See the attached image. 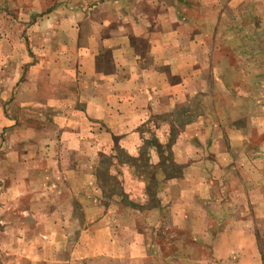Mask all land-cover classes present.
<instances>
[{"label": "crops", "instance_id": "crops-1", "mask_svg": "<svg viewBox=\"0 0 264 264\" xmlns=\"http://www.w3.org/2000/svg\"><path fill=\"white\" fill-rule=\"evenodd\" d=\"M253 1L264 6L263 0H0V198L10 199L0 206V264L43 258L85 264L87 220L79 218L73 250L68 231L74 201L87 218L88 187L95 201L102 196L88 166L113 151L138 156L147 135L163 142L158 127L156 135L143 127L190 102L206 82L202 70L218 74L210 39L222 34L221 15L230 8L246 20ZM222 69L231 66L223 61ZM256 118V142L251 132L229 126L215 128L213 139L198 146L208 127L185 126L173 147L184 173L162 183L163 209H146L179 215L182 200L193 206L206 183L213 198L221 193L224 216L211 242L212 264H264L263 111ZM199 147L208 157L197 159ZM197 166L208 169L194 172ZM221 184L222 191L215 188ZM96 219L97 231L111 228Z\"/></svg>", "mask_w": 264, "mask_h": 264}, {"label": "rangeland", "instance_id": "rangeland-1", "mask_svg": "<svg viewBox=\"0 0 264 264\" xmlns=\"http://www.w3.org/2000/svg\"><path fill=\"white\" fill-rule=\"evenodd\" d=\"M255 2L249 3L246 20H237V11L230 8L221 15L219 32L222 31L223 36L221 34L210 39V45L214 48L211 53L213 60L220 65L218 74L212 69L202 70L201 78L206 82L190 102L174 108L171 113L153 117L151 123L143 127V131L150 130L154 135L158 133L154 127H158L162 131L159 134L166 136L163 142L160 141L162 136L147 135L142 153L139 157L135 156L142 158V161L132 160L129 169L114 164L117 157L126 162L128 156L123 150L103 155L98 166H88L98 176L102 196H97L98 201H95V189L93 186L88 187L87 218L80 209L78 200L74 201L76 212L72 218V228L68 231L72 242L69 248L73 250L81 232L79 218L80 221L87 220L90 246L87 247L85 264L213 263L211 256L215 251L211 242L218 233L217 223L222 222L224 216L223 206L220 205L223 196L218 197L221 193L213 198L211 188L208 189L206 183L205 189L202 187L195 194L193 206L188 205L187 200H182L181 206L178 205L181 211L179 215L170 213L171 210L162 212L161 215L159 211L150 214L146 213V209L162 208V196L165 192L162 183L167 179L166 173L176 177L184 173L182 165L175 166L172 162L174 144L185 126L203 123L208 127L197 138L198 146L203 147L213 139L215 128L224 130L229 126L239 127L246 134L251 132L252 142L261 140L255 127L261 124L259 118H256L257 110L263 111L264 124V6ZM255 31L259 33L257 37L253 36ZM244 33L249 37L244 38ZM223 61L231 66L226 73L222 69ZM217 76H221L219 80ZM153 137L162 143V151L157 148L159 144L156 141H152L151 145L146 143ZM221 139L228 142L225 132ZM196 157H208L207 151L199 147ZM159 162L160 167L156 166ZM200 168L195 167L194 172H198ZM204 169L208 167L200 170ZM201 171L199 173H203ZM128 173L133 177H129ZM215 188L222 191L223 185ZM234 196H239V193L236 191ZM239 199L236 197L235 201ZM9 201L10 199L0 198V206ZM95 206L98 207L97 212L91 210ZM100 208L103 213L99 211ZM232 216L239 217L240 214ZM97 217L101 218L104 227L111 228L97 231ZM112 240L113 245L110 244ZM43 247L39 246V249ZM39 249L36 250L37 254ZM43 259H38L36 264H48L49 261Z\"/></svg>", "mask_w": 264, "mask_h": 264}, {"label": "trees", "instance_id": "trees-1", "mask_svg": "<svg viewBox=\"0 0 264 264\" xmlns=\"http://www.w3.org/2000/svg\"><path fill=\"white\" fill-rule=\"evenodd\" d=\"M155 139H156V137H155ZM152 141H156L159 145H158V149H159V151L161 150L162 151V147H163V145H162V143H160L159 142V140L158 139H156V140H154V137L152 138V139H149V141L148 142H146L148 145H151V143H152ZM169 141H171V139L169 140ZM143 147V146H142ZM142 147H141V149H140V151H139V155L142 153ZM125 152V151H124ZM126 155L128 156V158L125 160L126 162H128V163H133L132 162V160H138L139 162H141L142 161V158L140 159V158H138V157H133V156H131V155H129L127 152H126ZM112 156H114V155H112ZM138 158V159H137ZM172 164H174L175 166H180L178 163H176L175 161L174 162H172ZM131 165V164H130ZM160 162L159 163H157L156 164V166H158V167H160ZM166 178L167 179H169V178H172V177H176V175H172V174H168V173H166Z\"/></svg>", "mask_w": 264, "mask_h": 264}]
</instances>
